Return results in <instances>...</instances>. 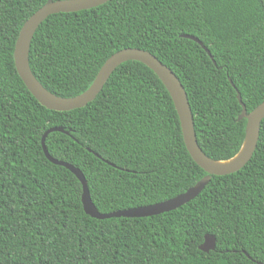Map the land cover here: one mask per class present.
<instances>
[{"label": "trees", "instance_id": "obj_1", "mask_svg": "<svg viewBox=\"0 0 264 264\" xmlns=\"http://www.w3.org/2000/svg\"><path fill=\"white\" fill-rule=\"evenodd\" d=\"M47 0H0V264H264V119L238 172L212 176L181 207L142 218L95 219L81 184L49 155L78 168L99 213L160 203L206 173L188 153L173 101L144 64L117 67L96 98L71 111L42 106L13 58L22 25ZM198 39L207 52L194 40ZM126 48L150 52L188 97L197 143L212 160L240 150L247 113L264 101V0H110L49 16L29 66L50 93L85 92ZM206 234L216 246L199 250Z\"/></svg>", "mask_w": 264, "mask_h": 264}, {"label": "water", "instance_id": "obj_2", "mask_svg": "<svg viewBox=\"0 0 264 264\" xmlns=\"http://www.w3.org/2000/svg\"><path fill=\"white\" fill-rule=\"evenodd\" d=\"M110 0H47L22 25L13 52L16 71L32 96L46 109L51 111H71L82 108L87 103L92 102L102 90L114 70L121 64L128 61H137L147 66L162 82L169 93L176 109L183 141L185 147L194 162L206 173L192 187L176 197L142 207H135L111 213H99L91 201L87 182L82 172L71 164L53 159L46 150L45 138L50 132H64L62 128H52L42 137L41 144L45 157L53 164L62 166L72 172L81 184V202L84 212L95 219L108 218H142L158 215L175 210L182 205L196 198L209 183L212 176H224L233 174L242 169L251 159L259 138V130L264 119V101L247 113L245 105L242 103L240 94L237 93V100L242 108L238 120H246L245 136L239 152L226 161H215L207 157L200 149L194 130L193 115L189 105L188 97L184 87L177 76L161 63L150 52L139 48H126L111 55L102 65L90 87L82 94L73 98H61L46 90L35 78L29 66V50L34 33L40 24L49 16L58 13H74L82 10H89L103 5ZM197 42L210 56L206 47L192 36H184ZM216 246V239L213 235L206 234L204 242L199 246V250L205 253L213 251Z\"/></svg>", "mask_w": 264, "mask_h": 264}]
</instances>
